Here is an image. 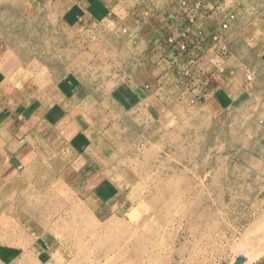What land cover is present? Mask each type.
<instances>
[{
	"label": "rangeland",
	"instance_id": "374dc122",
	"mask_svg": "<svg viewBox=\"0 0 264 264\" xmlns=\"http://www.w3.org/2000/svg\"><path fill=\"white\" fill-rule=\"evenodd\" d=\"M115 1L0 0V264H264L262 74L187 96ZM229 3L258 67L264 0Z\"/></svg>",
	"mask_w": 264,
	"mask_h": 264
},
{
	"label": "crops",
	"instance_id": "0c3cea01",
	"mask_svg": "<svg viewBox=\"0 0 264 264\" xmlns=\"http://www.w3.org/2000/svg\"><path fill=\"white\" fill-rule=\"evenodd\" d=\"M229 1L135 0L129 20L131 34L148 51L153 68L163 64L167 69H179L190 85L187 96L197 91V98H217L223 110L234 111L252 97L247 91H239L247 88L244 81L248 74L258 70L257 75L264 78V51L258 67L237 58V50L251 49L253 39L249 38L255 32L246 25L244 16L233 12ZM86 2V11L89 3L107 4L105 0ZM115 2L119 4L120 0ZM223 24L227 25L226 29L222 28ZM181 45L185 50H180ZM189 60L193 61L192 65ZM167 75L169 72L164 76ZM260 98L264 99V93Z\"/></svg>",
	"mask_w": 264,
	"mask_h": 264
},
{
	"label": "built area",
	"instance_id": "2783aa9c",
	"mask_svg": "<svg viewBox=\"0 0 264 264\" xmlns=\"http://www.w3.org/2000/svg\"><path fill=\"white\" fill-rule=\"evenodd\" d=\"M231 18H232V17H231ZM222 28H223V29H226V28H227V25H226V24H223V25H222ZM180 50H185V46H184V45H181V46H180ZM189 63H190V65H192L193 61H192V60H189Z\"/></svg>",
	"mask_w": 264,
	"mask_h": 264
},
{
	"label": "bare ground",
	"instance_id": "6f19581e",
	"mask_svg": "<svg viewBox=\"0 0 264 264\" xmlns=\"http://www.w3.org/2000/svg\"><path fill=\"white\" fill-rule=\"evenodd\" d=\"M85 107V106H84ZM22 198V197H21Z\"/></svg>",
	"mask_w": 264,
	"mask_h": 264
}]
</instances>
